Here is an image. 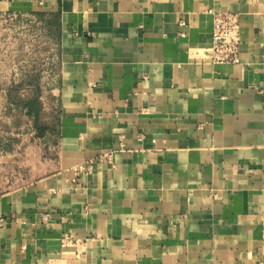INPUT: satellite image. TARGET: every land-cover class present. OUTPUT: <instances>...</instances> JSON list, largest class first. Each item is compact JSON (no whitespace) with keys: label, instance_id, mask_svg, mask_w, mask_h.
<instances>
[{"label":"crops","instance_id":"obj_1","mask_svg":"<svg viewBox=\"0 0 264 264\" xmlns=\"http://www.w3.org/2000/svg\"><path fill=\"white\" fill-rule=\"evenodd\" d=\"M212 11L238 15V63L212 60ZM7 13L56 33L59 118L53 163L0 192V264H264V0H0Z\"/></svg>","mask_w":264,"mask_h":264},{"label":"rangeland","instance_id":"obj_2","mask_svg":"<svg viewBox=\"0 0 264 264\" xmlns=\"http://www.w3.org/2000/svg\"><path fill=\"white\" fill-rule=\"evenodd\" d=\"M48 22L40 15H0V192L32 178L33 158L52 164L57 155L55 148L44 159L54 144L59 118L50 88L58 43ZM35 95L39 112L30 115L22 104Z\"/></svg>","mask_w":264,"mask_h":264},{"label":"built area","instance_id":"obj_3","mask_svg":"<svg viewBox=\"0 0 264 264\" xmlns=\"http://www.w3.org/2000/svg\"><path fill=\"white\" fill-rule=\"evenodd\" d=\"M41 2V0H39ZM8 14V13H7ZM14 14V13H9ZM212 42L210 56L214 62L238 63L239 58V19L235 12L212 11ZM184 25V22H180ZM99 161L112 163V154L107 152L98 156ZM93 170V160H88L73 168V175L69 179L75 183L80 176H87Z\"/></svg>","mask_w":264,"mask_h":264},{"label":"trees","instance_id":"obj_4","mask_svg":"<svg viewBox=\"0 0 264 264\" xmlns=\"http://www.w3.org/2000/svg\"><path fill=\"white\" fill-rule=\"evenodd\" d=\"M22 109L25 113L36 115L39 112V98L37 95L32 96L22 104ZM36 132H39L40 127L36 124Z\"/></svg>","mask_w":264,"mask_h":264}]
</instances>
